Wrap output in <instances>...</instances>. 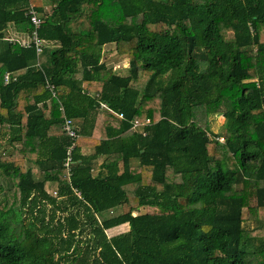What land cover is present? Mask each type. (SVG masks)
Returning a JSON list of instances; mask_svg holds the SVG:
<instances>
[{"label":"trees","instance_id":"16d2710c","mask_svg":"<svg viewBox=\"0 0 264 264\" xmlns=\"http://www.w3.org/2000/svg\"><path fill=\"white\" fill-rule=\"evenodd\" d=\"M2 141L0 264H264V0H0Z\"/></svg>","mask_w":264,"mask_h":264},{"label":"built area","instance_id":"2783aa9c","mask_svg":"<svg viewBox=\"0 0 264 264\" xmlns=\"http://www.w3.org/2000/svg\"><path fill=\"white\" fill-rule=\"evenodd\" d=\"M27 15H29V17H30L31 24H33V29L31 30L32 31L31 32V40L36 47L37 55H39L42 51V42L38 36L37 30L40 26L41 18L39 17V15L37 14L36 10L33 7H30L28 9ZM7 78H8V75L5 74V79L7 80ZM51 88H52V86H51ZM102 105H104V104H102ZM63 129L67 132L68 137L71 141L70 144L66 148V155L64 158V162H63V164L67 170V175L70 176L71 165L73 163L72 152L76 146L75 139L78 137V133H77L78 126L76 124H74L73 122H71V120L65 119V121L63 123ZM219 139L222 140L223 138L219 137ZM73 190L77 196H81V193L78 189L74 188Z\"/></svg>","mask_w":264,"mask_h":264},{"label":"rangeland","instance_id":"374dc122","mask_svg":"<svg viewBox=\"0 0 264 264\" xmlns=\"http://www.w3.org/2000/svg\"><path fill=\"white\" fill-rule=\"evenodd\" d=\"M75 26H76V24H74V27ZM77 26H83V25H82V23H78ZM5 35H6V37L12 36L7 31H6ZM103 54H106V57L104 58L105 61H107V60L112 61L113 60L112 65H114V67H116V68L124 69V68H126V66H128V61H127V58L125 56L121 57L117 53L111 54L108 51H104ZM223 120H224V118L222 116H216L214 119H211V121H210L211 129L215 132H221L222 131L221 126H222ZM9 150H10V146H8V143L2 141L0 144V151L1 152L5 151V153H7ZM143 210H144L143 208H140V211H143ZM243 214H244L243 216L245 217V212ZM258 215L260 218H264V208L259 209ZM126 229H127V226L122 225L121 227H118V228L110 231V233L113 234L116 231H122V230L125 231Z\"/></svg>","mask_w":264,"mask_h":264},{"label":"crops","instance_id":"0c3cea01","mask_svg":"<svg viewBox=\"0 0 264 264\" xmlns=\"http://www.w3.org/2000/svg\"><path fill=\"white\" fill-rule=\"evenodd\" d=\"M78 23H82V25L83 26H77L78 25ZM74 24H76V28H78V29H85L86 28V23H85V21H83V20H78V21H75L73 24H72V27L74 28V29H76L75 27H74ZM14 36H16V37H21V36H23V34L22 33H17V32H14ZM109 53H111V54H114L115 52H109ZM102 55H104V56H106V54H103L102 53ZM104 56H102V59H104L103 57ZM81 152L83 153V154H91V153H93V148H91V147H86V146H84V147H82V149H81ZM100 159L101 158H98L95 162H96V165H95V167H94V169H93V173H96L97 171H98V169H99V164H100Z\"/></svg>","mask_w":264,"mask_h":264}]
</instances>
